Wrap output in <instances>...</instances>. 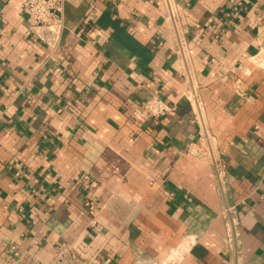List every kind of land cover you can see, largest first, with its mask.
<instances>
[{"label": "crops", "instance_id": "crops-1", "mask_svg": "<svg viewBox=\"0 0 264 264\" xmlns=\"http://www.w3.org/2000/svg\"><path fill=\"white\" fill-rule=\"evenodd\" d=\"M170 6L65 0L50 47L0 0V264H264V0Z\"/></svg>", "mask_w": 264, "mask_h": 264}, {"label": "built area", "instance_id": "built-area-1", "mask_svg": "<svg viewBox=\"0 0 264 264\" xmlns=\"http://www.w3.org/2000/svg\"><path fill=\"white\" fill-rule=\"evenodd\" d=\"M20 11L28 18L29 30L44 44L54 47L61 39L63 5L65 0H17ZM168 6L169 14L172 16L170 0H163ZM189 98V97H188ZM196 98V97H195ZM172 111V106L160 97L152 95L142 104V113L152 119L158 120ZM196 115H198L195 112ZM195 115V119L197 116ZM187 155L190 157L212 163H220L221 155L216 146L211 143L206 130H202L195 141L188 144ZM222 163V162H221ZM92 185L94 181L91 182ZM228 211L234 209L233 206L227 208ZM235 221L230 218L226 219V230L229 239L235 233ZM72 247L70 244L63 242L56 255V264H63L70 255Z\"/></svg>", "mask_w": 264, "mask_h": 264}]
</instances>
